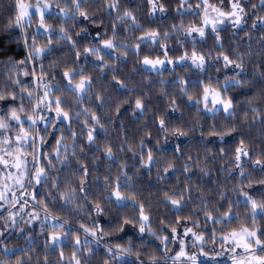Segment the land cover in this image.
<instances>
[{"label": "clouds", "instance_id": "clouds-1", "mask_svg": "<svg viewBox=\"0 0 264 264\" xmlns=\"http://www.w3.org/2000/svg\"><path fill=\"white\" fill-rule=\"evenodd\" d=\"M238 2L240 20L234 23L228 19L220 26L224 47L218 48L214 35L189 31L201 20L196 12L200 0H156V11L149 0H29L26 3L37 14L19 22L17 0H0V98L10 97L20 87L17 73L27 70L31 74L33 61L41 73L39 89L34 84L25 89L31 91L32 99H24L23 111L35 116L30 132L37 138L34 148L25 151L29 158L33 151L39 155L42 136L47 142L44 152L51 154L52 164L44 165L45 183L32 186L40 189L39 200L49 204L47 214L57 217L62 225L103 224L104 228L99 233L102 242L93 237V243L84 244L83 231L53 227L51 220L45 221L43 203L21 196L17 204L9 197L6 206L15 212V218L13 222L0 208V264H67L73 251L82 264H104L101 247L116 243L131 248L129 254L118 258L120 264H173L175 243L169 240L165 249L164 238L172 228L185 227L203 236L202 242L187 239L183 231L179 237L187 241L196 264L201 257H211L207 264H259L254 257H264V243H257L254 236L248 237L250 247L235 241L221 246L223 234L243 224L259 226L264 241V76L258 67L264 63V0ZM109 5H114L111 12ZM40 11L46 15L41 17ZM101 25L102 32L115 27L94 42L90 33ZM150 31L158 33V45L148 36ZM104 39L113 42L110 51L108 47L101 50ZM137 45L144 50L137 52ZM164 45L173 49V59L185 50L190 56L195 48L204 54L206 64L200 68L187 61L180 64L178 59L179 66L145 64L144 56L161 55ZM88 48L96 50L89 53L91 60L76 59V49L84 57ZM21 52L25 53L23 65L17 58ZM219 52H228L242 69H226L222 60L217 62ZM66 68L73 73L70 82L62 77ZM209 75L225 96L233 97L229 111L212 104L205 108L200 91L184 85L186 80L196 83V77ZM81 76L90 78L91 85L81 89ZM226 80L231 83L228 89L223 87ZM45 90L53 99L64 101L62 107L71 116V124L62 113L57 116L55 105L51 111L43 104L39 111L33 108L37 95ZM138 98L142 108L136 104ZM89 129L95 130L91 142ZM229 134L231 143L224 139ZM59 137L68 149L57 160L55 141ZM240 138L251 155L238 165L235 142ZM149 148L154 158L151 168L147 166ZM85 166L92 179L85 178V191H78L77 199L61 208L64 197L58 193L68 187L65 180L74 187L83 176L82 171L75 176L67 173ZM33 170L30 163L29 171ZM117 180L122 185L120 197H110L117 190ZM15 191L19 194L20 188ZM245 194L256 201V207ZM173 196L179 205L172 203ZM140 204L150 217L145 232L139 231L143 222ZM229 211L232 220L227 218ZM37 214L39 219H35ZM50 234H57L55 241ZM94 248L98 254L90 257ZM108 264L116 261L108 258Z\"/></svg>", "mask_w": 264, "mask_h": 264}, {"label": "snow or ice", "instance_id": "snow-or-ice-1", "mask_svg": "<svg viewBox=\"0 0 264 264\" xmlns=\"http://www.w3.org/2000/svg\"><path fill=\"white\" fill-rule=\"evenodd\" d=\"M149 2L153 6V10H157L156 0H149ZM114 5H109V12L112 11ZM162 7V6H161ZM241 8L240 3L238 0H217V2H212V0H200V3L197 5L196 12L201 15V20L199 24L193 26V29H190V32L199 33L201 36L207 34H212L217 39L216 47L223 48L224 42L220 38V28L221 25L225 24L228 19H233V22H239L240 20V11ZM17 9V16L16 19L19 22L21 19H27L29 16H35L37 14V10L33 9L31 5L27 4L25 0H17L16 3ZM118 10V9H117ZM184 14H190L185 12ZM41 17L45 16L46 14L43 11H40ZM71 18V17H69ZM132 19H135L133 16ZM82 22H86L84 17H81ZM112 27L110 26L109 29L104 30L103 32L101 29L104 28L101 25L99 28H94L90 33L94 42H98L101 39V36L107 35V31H110ZM55 35V33H52ZM187 35V33H186ZM148 36L152 39L154 45H158L160 43L158 39V33L155 31H150ZM63 39H67L66 36H62ZM84 37H81V42ZM25 42L27 43V37H25ZM76 43V42H73ZM113 42L109 39L103 40V47H108L109 51ZM137 52H142L144 49L141 45H137ZM96 51L95 49L88 48L85 50V56L82 57L78 49L75 50V57L78 60L84 61L87 57L88 60H91V56L89 53ZM161 55H157L155 58L144 56L145 64L151 65L153 67L166 64L177 65V59L180 61V64L185 63L186 61L190 66H196L203 68L206 64V57L202 52H197L195 48L192 49L191 55L189 56L188 50H185L183 55L173 59L170 55L173 52V49L168 48L167 45H164L160 48ZM30 55V54H27ZM242 59V55L239 57ZM223 61V66L226 69L231 70L232 67H236L238 69H242V65L234 64L233 57L228 52H219L217 54V62ZM102 62V58L101 61ZM100 62H97L99 64ZM25 63V59L22 58L20 64L23 65ZM260 75L264 76V63L260 64ZM42 71V65L40 66ZM83 71V69H81ZM31 74L29 71L25 70L22 74L17 73L16 84L20 85L19 88L14 89L11 96L8 98H0V208H3L5 212H7L10 216L13 217V222L15 218V212L9 211L8 207L6 206V200L9 197H12L16 200L17 204H19L20 197L23 196L25 198H30L32 201H37L43 203V207L46 210V215L44 217L45 221L51 220V224L53 227L57 226H65L68 227L71 231L75 229L76 232L83 231L86 234V239L83 242L84 244L93 243L92 238L95 237V241L100 243L103 241V237L99 235V233L103 232V224L97 225V227H91L89 224L81 223L79 226L77 225H62L60 220L55 216H49L47 211L49 209V204L47 202H41L40 198V189L34 187L32 185H40L45 183L43 179V173L45 172L44 165L45 163L48 165L52 164V156L50 153L42 151L44 147H47V142L41 136L39 137V142L41 144V150L39 155L33 151L31 158H29L28 153L25 151L26 148H34L36 144L37 138L34 137L31 132L30 128L35 121V116L31 114H26L23 111L24 104L23 101L25 98L32 99L31 91H25V89L29 86V84H34L37 89L40 87L41 81V73L37 71V63L35 61L32 62L30 68ZM21 75L24 79H21ZM62 77L65 78L68 82L72 80L73 73L69 69H65L62 73ZM81 83L79 87L84 89L86 86L91 85V79L85 76H81ZM235 83H240V81H236ZM184 85L186 88L194 87L198 89L201 93V99L205 108L208 107L209 104L213 106H222L223 111H229L233 106V97L232 96H225L224 92L221 88L217 87L215 84L211 83V75L204 77L201 79L200 77H196V83H193L192 80L184 81ZM225 89L231 87V83L229 81H225L224 86ZM17 92L20 93V99L17 100ZM64 101L60 97H53L49 95L47 90L44 91L43 95H37L36 101L33 104V108L37 111L40 110L41 105H46L48 109L51 111L53 110V105H55V112L59 117L60 114H63V117L67 119L69 124H71V116L68 112L64 111L62 105ZM137 106L143 107L142 101L138 98L136 100ZM170 111H174V109H170ZM41 119H44L41 115ZM47 123V121H45ZM160 124H164V120H160ZM94 129L88 130V140L91 142L94 139ZM179 131V130H178ZM231 134L225 136V140L227 141L230 139ZM55 159L59 160L61 157V153L68 149V146L62 143V137H59L55 141ZM75 149V142L73 144V150ZM176 149H179V145L176 146ZM223 152V149H220ZM148 161L147 166L149 168L152 167L154 163V158L151 155V148L148 150ZM251 153L247 149L245 145V141L243 138H240L238 141L235 142V162L239 165L243 159L247 156H250ZM47 157V159H46ZM31 163L33 167V171H29V164ZM82 171L83 176L81 177V181L79 185L74 187L71 186L70 180H65V184L68 185L64 193H58V195H62L64 197V203L60 206L63 208L64 206L72 203L75 199H77V192H84L85 189L84 179L87 178L89 180L92 179L90 175L89 169L85 166L83 169H73L69 173L68 176H75L76 172ZM168 172V170H165ZM168 174H171L168 172ZM195 173H193L194 175ZM126 175V174H125ZM243 176V173H241ZM162 178V177H161ZM105 179H109L105 177ZM20 188L19 194L15 191L16 187ZM122 185L120 184L119 180L116 181V191L110 194L115 195L116 198L120 197V193L118 189ZM29 188L31 189L29 191ZM190 190V189H189ZM247 199L251 201L252 206L256 207V201L252 199L251 196L245 194ZM55 204V201L53 202ZM172 203L179 205V201L173 196ZM140 209V219L143 221L139 226L140 232H145L150 227V217L143 211V204L138 205ZM35 211V209H34ZM98 212H102L103 210L97 208ZM264 215V213H261ZM209 218H211V213H209ZM228 220L233 219V214L229 211L227 213ZM35 219H39L38 214L36 215ZM92 223H95L93 221ZM252 224H255V220H252ZM122 232H126V229H122ZM151 234V233H149ZM184 236H191L197 241H203V236L201 234H197L192 228L185 227L183 229ZM262 232L257 227H250L248 224H243L239 228H233L231 233H224L223 234V244L222 247L226 245L229 241H235L238 245L243 244L244 247H250L247 243L249 236H254L257 243H264L261 240ZM57 234H50L49 238L54 240L56 239ZM181 236V232L177 228H172L171 233L169 236L164 238L165 240V249H167V243L169 240H172L175 245L177 246L178 250H174L175 255L172 256L173 264H196L195 257L190 256L188 248H187V241L185 239H179ZM129 241L132 240V237H128ZM178 240V242H177ZM76 243L80 244L81 241L79 236H76ZM131 251L130 247H125L122 243H116L113 245L105 244L103 248V255L106 258L104 264H108V258L113 261H116V264H120V260L118 258H122L123 256L129 254ZM204 255H208L207 252H204L203 248L201 249ZM98 254L96 249L94 248L90 253V257L93 255ZM59 255L61 258L64 257V248L61 247L59 251ZM139 259V258H138ZM259 264H264V257H254ZM235 261L236 258L233 257ZM67 264H82L81 260L77 256L76 252L73 251L71 253L70 259L67 261ZM142 264V262H141ZM237 264H243V261L237 262Z\"/></svg>", "mask_w": 264, "mask_h": 264}, {"label": "trees", "instance_id": "trees-1", "mask_svg": "<svg viewBox=\"0 0 264 264\" xmlns=\"http://www.w3.org/2000/svg\"><path fill=\"white\" fill-rule=\"evenodd\" d=\"M212 2H217V0H212ZM6 54H13V53H6ZM24 54L25 53H23V52H21L20 53V55L17 57L18 59H22L23 58V56H24ZM219 76H220V78L222 79L223 78V74H219ZM228 142L229 143H231V139H228ZM42 151H45V149H42ZM182 229H179V231H181ZM101 252H103V248L101 247ZM174 250H178L177 248H176V246H174ZM175 253V252H174ZM209 260H207V259H204L202 262H200V264H207V262H208Z\"/></svg>", "mask_w": 264, "mask_h": 264}, {"label": "rangeland", "instance_id": "rangeland-1", "mask_svg": "<svg viewBox=\"0 0 264 264\" xmlns=\"http://www.w3.org/2000/svg\"><path fill=\"white\" fill-rule=\"evenodd\" d=\"M25 2H29V0H25ZM183 230H181L180 232H182ZM187 239H191V236L189 235L188 237H187ZM174 246H176V245H174ZM176 248H177V246H176ZM204 259H207V260H211V257H207V258H205V257H201V262L204 260Z\"/></svg>", "mask_w": 264, "mask_h": 264}]
</instances>
